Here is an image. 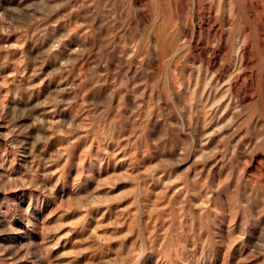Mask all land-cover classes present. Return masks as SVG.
<instances>
[{"label": "rangeland", "instance_id": "obj_1", "mask_svg": "<svg viewBox=\"0 0 264 264\" xmlns=\"http://www.w3.org/2000/svg\"><path fill=\"white\" fill-rule=\"evenodd\" d=\"M0 264H264V0H0Z\"/></svg>", "mask_w": 264, "mask_h": 264}]
</instances>
